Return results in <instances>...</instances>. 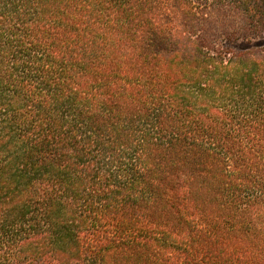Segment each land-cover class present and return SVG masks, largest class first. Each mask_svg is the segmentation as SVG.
Masks as SVG:
<instances>
[{
	"label": "trees",
	"instance_id": "1",
	"mask_svg": "<svg viewBox=\"0 0 264 264\" xmlns=\"http://www.w3.org/2000/svg\"><path fill=\"white\" fill-rule=\"evenodd\" d=\"M0 264H264V0H0Z\"/></svg>",
	"mask_w": 264,
	"mask_h": 264
}]
</instances>
